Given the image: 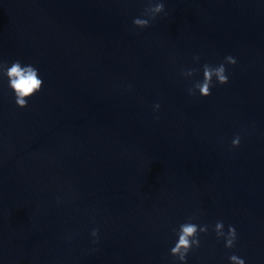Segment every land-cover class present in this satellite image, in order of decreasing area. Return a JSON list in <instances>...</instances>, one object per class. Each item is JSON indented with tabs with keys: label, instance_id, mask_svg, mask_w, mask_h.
I'll use <instances>...</instances> for the list:
<instances>
[{
	"label": "clouds",
	"instance_id": "9594fccd",
	"mask_svg": "<svg viewBox=\"0 0 264 264\" xmlns=\"http://www.w3.org/2000/svg\"><path fill=\"white\" fill-rule=\"evenodd\" d=\"M164 4L162 2H157L150 5L145 9L142 18L138 17L133 20V25L136 28H146L149 26L150 20L155 19L158 14L164 12ZM195 61H199L200 57L194 56ZM237 60L229 55L225 57V62L217 66H212L209 64L202 65V80H197L193 83L192 87L188 90L189 95H195L199 92L201 97H208L212 94L213 78L220 85L227 84L229 82V77L226 74L225 64L235 65ZM196 69H188L182 71V75L186 77H192ZM0 74L7 77L8 87L14 93L15 104L19 108H26L28 106V100L41 91L44 81L40 77L39 70L33 65H23L20 60H16L8 66L6 63L0 64ZM160 105L155 104L154 110H159ZM240 144V137L236 136L232 140V146L238 147ZM191 219L179 226L177 231V242L174 247L171 248L170 252L173 257H176L180 264H187L188 253L193 248H199L200 234L208 232V225L200 226L196 223H192ZM213 231L215 232L217 238H223L225 241V247L231 249L235 246L237 240L236 228L229 225L227 232L224 231L223 221H217ZM92 237H98V231L93 230L91 233ZM94 242H96L94 240ZM230 264H245V260L233 254L229 257Z\"/></svg>",
	"mask_w": 264,
	"mask_h": 264
}]
</instances>
